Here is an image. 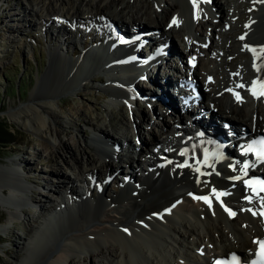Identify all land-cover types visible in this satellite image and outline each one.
I'll return each mask as SVG.
<instances>
[{
  "label": "bare ground",
  "instance_id": "1",
  "mask_svg": "<svg viewBox=\"0 0 264 264\" xmlns=\"http://www.w3.org/2000/svg\"><path fill=\"white\" fill-rule=\"evenodd\" d=\"M26 1L28 7H20L24 18L26 15L33 13L39 24L45 25L46 21L41 10H34V3L40 1ZM83 1L78 0V5L74 6L73 2L69 0L70 5L67 2L69 8H65V10L62 8L60 12L48 14L53 16L54 19L57 18L62 21L60 27L56 29L57 34H59L61 28L67 27L69 28L66 33L67 37L72 35V29L77 28L75 23L84 18L81 10L86 7V4ZM103 1L96 3L92 9L88 10V13H84L90 14L85 18L88 24L104 20L122 31L126 20H129L136 29L155 32L154 39H150L148 42H152L154 46L163 45L162 55L164 51L170 52V48L166 47V42H169V39L173 42V37L178 38L177 41L184 48V37L186 34H192L190 28L196 27L195 29L199 31L198 37H193L194 42L187 43L184 50L187 57L196 56L200 66L191 70L187 66L188 60L186 64H183L181 60V68L175 63L169 64L168 62L166 64L169 68L177 71V75L181 74L182 71L190 72L196 84L201 80L202 96L198 104L202 108L203 114L193 116V118L199 119L196 130L199 128L205 130V124L208 122L201 119H205V115H209V121L212 122H223L225 120L231 123L237 122L248 126L250 130L255 132H264V106L261 105V101L254 102L256 105L252 108L245 107V105H248L249 98L247 96L248 83L253 79H258V81L264 79V63L262 62V59L264 61V52L261 51L260 56L253 58V60H257L254 65L255 71L248 75V70L243 68L245 65L242 64V59L237 62L234 59H229V56L234 54L235 49L244 48L245 45L252 43L256 45L264 44V0H250V7L253 10L239 33V35L244 34L243 39L232 38L231 41L227 42L226 40L221 44L216 43L219 34H217L218 28L225 21H229L228 15L230 12L238 9L235 7L237 0H225L227 11L222 20L218 22H213L208 18V12L205 9L207 3H200L199 0H195L192 6L189 5V0H152L157 1V6H159V10H155L153 17L150 14L148 0H108L106 4ZM6 4L10 6L8 7L9 11L14 10L13 6ZM120 5L121 8L119 9ZM114 10L115 12L112 13ZM23 16H20L21 22L24 21ZM198 16L204 17V22H198L196 19ZM52 24L54 25V23ZM26 26L29 27L30 24L26 23ZM208 26L210 27L208 28ZM77 30L79 29L77 28ZM44 32H50L48 25ZM76 37H74L75 40ZM65 39L57 43L60 50L63 47L67 50V45L71 44V42L66 43ZM201 39L203 43H201ZM207 39L213 41L207 45ZM156 42L158 44H155ZM22 44H25V41H22ZM83 49H85V46ZM118 51L120 50L112 52L111 56L113 54L119 55ZM104 52L106 53V49ZM175 52L177 51L175 50ZM218 52L223 53L224 58L220 67L221 70L215 69L213 67L214 61L211 60V57H216ZM133 53V50H126L122 56L123 72H127L131 68L129 57ZM72 55H74L73 50ZM208 56H210L209 61L206 59ZM110 58L106 60L103 56L94 53V50L87 48L83 57L79 60L77 58L71 64L70 60L63 57L59 52H50L48 66L54 69L53 74L48 77L49 81H45L40 85V90L32 92L28 103H24L8 112L13 122H20L25 129H30L34 133L44 136L52 146L53 150L50 151L46 162L47 165L53 163L58 166L56 174L58 176V187L61 189H58L57 192L52 191V194L56 193V197H59L64 189L69 190L76 197L79 196L73 181L63 177L61 172L62 166L69 167L70 161L76 168L77 182L84 185L87 190L93 183L98 187L97 195H91L89 198H79L80 207L72 208L74 207L73 204L67 203L64 211H54L59 215L57 217H61L60 214L62 213L64 215L63 219L54 220L51 223V227L55 225L59 227L58 243L60 242V244L54 258L48 259L42 264H73L74 258H79L82 264L85 263L87 258L98 259L97 263L93 261L92 264H207L212 256L230 253L235 250H249L252 246V240L264 235V223L252 216L246 210V207L250 206L251 203L256 204L257 200L260 199L264 202V195L253 194L241 182L230 183L231 178L236 176L238 172L227 169V163L213 162L208 168L207 171L216 170L213 173H217L219 176H215L213 173L204 175V172L198 175L190 171V163H187L185 167L180 166V162H187L189 159L188 153L183 156L177 155V151L182 150L184 147L181 143L177 144L175 141L169 140V142L174 143V149H169L167 154L164 151L152 152L153 148L148 149L145 145L142 147L141 154H139L138 148L130 144L131 159L139 160L143 156L147 162L146 168H144L145 173L141 169L142 175L137 176L129 160L125 162L120 152L108 149L106 145L108 140L114 142L116 139L109 137L100 125L89 124L87 121L85 124H88L92 129L93 136L90 138L84 137L82 140L84 146L78 147V152L74 153L73 148L65 144L61 136V126L56 121L57 115L55 113L57 107L55 100L59 92L73 90L78 87L83 79L92 75V71H96L107 62H110ZM249 60L252 59L249 58ZM223 70L226 74L222 72ZM140 72H143V70ZM107 73L112 77V80L104 82L106 85H104L103 90L112 99L122 97L127 101L133 99L129 96H142L139 93L136 94L133 78L123 81L120 78L121 75H117L115 69H111ZM100 77L104 76L101 75ZM181 77L184 76L181 74ZM154 89L159 95L167 97L168 101L173 99L170 92L163 89L161 85L154 87ZM127 90L130 91V94L127 93ZM235 90L242 92L240 93L242 97L240 106L235 97L231 95V91ZM186 98H188V95H186ZM168 104L172 105V100ZM174 110L176 115L181 116L180 109L176 108ZM185 110L184 112H186ZM211 110L214 112L212 115H216L215 112H217L220 118L210 117ZM188 113L190 114V112ZM134 117L133 123L139 128L137 123L141 120L144 123V119L142 115L137 116L135 114ZM158 117L156 120L161 122V129L164 131L170 127H179L181 124L174 120L171 126L159 112ZM109 124L112 130L117 131L115 122L109 121ZM68 125L69 128L73 126L71 122ZM149 134L151 136L150 144L153 147L161 143L153 131ZM219 134L226 138L227 132L221 129ZM95 136L101 139L100 142ZM120 137L126 138L127 136L124 134ZM90 141H94L97 146H100L101 150L98 147L92 150L93 143H90ZM60 150H65L70 161L59 154ZM88 150H92L93 153L90 154ZM149 153L151 156L147 158ZM228 154L231 155V153ZM115 159H119L120 162L128 166V180L123 183L125 188L121 189L120 194H108L104 197L101 188L103 182L101 175L109 172L113 173L119 168V164L114 163ZM152 161H156L158 164L161 163L162 165H159L160 169L154 170L153 167H150L152 171L146 170L149 163L153 166L154 162ZM5 169L7 174L10 175V180L5 184H0V207L7 208V205L10 204L16 208L20 206V214H23L21 209L30 206L25 203L24 195L28 196L32 204H38L40 194L38 195L31 187L24 185L25 181L21 178L23 176L22 171H24V174L29 172L20 170L19 163L15 159L11 160L10 165L5 166ZM12 178L15 181L17 180V183H14ZM134 180L138 182V187H135V185L130 186ZM212 187L229 188L230 191H234V195L228 194L227 191L225 198L229 204L236 208V217L231 219L227 213L215 204L210 207L204 206L194 197L196 191L210 190ZM237 193H241V195H237ZM52 194L50 197L53 196ZM50 197H46L50 210L59 209V204H56ZM242 208H244L243 211ZM46 211L44 208L41 213L42 217ZM157 212L162 213L159 219L154 217ZM77 220H79V223L85 222V226L79 223V226H74ZM139 220H144L145 228L141 229L138 224ZM165 222H168V224ZM89 224L99 225L91 228L92 225ZM5 226L4 223H0V233ZM69 226L70 230L65 233ZM49 230L50 228L40 230V228L34 227L32 231L33 234H36L35 237H32L29 242L27 241V245L24 244L22 250H27L36 244L39 236L42 239L46 238L51 233L48 232ZM136 230L143 232L144 235L140 236L139 233L136 235ZM33 240H35V243ZM181 259L182 263L179 261ZM22 261H25V256Z\"/></svg>",
  "mask_w": 264,
  "mask_h": 264
},
{
  "label": "rangeland",
  "instance_id": "2",
  "mask_svg": "<svg viewBox=\"0 0 264 264\" xmlns=\"http://www.w3.org/2000/svg\"><path fill=\"white\" fill-rule=\"evenodd\" d=\"M39 1L40 2L38 3H34V10L40 9L42 15L44 16V19L46 21L45 25L42 26V24H39V26L42 28V31L44 32L46 26L47 25L49 26V24H51L47 20V18L52 19L49 18L50 16L48 14L60 12L62 8H64L65 10V8H69L70 4H69V0H39ZM70 1L73 2L74 6L78 5V0H70ZM100 1L101 0H84L83 3L86 4V7H84V9L81 10L83 15L85 16L88 15L84 13H88V10L92 9V7H94L96 3L98 4ZM223 1L225 2V0H216V3L217 6H219V8L221 7V12L225 14L227 11V7H224L225 3L223 5ZM243 1L246 0H237L235 2L236 5L235 7L238 9L235 10L234 12L233 11L230 12L228 15L229 21H225L223 25L222 24L220 25V27L222 28L224 26H229V29L225 35V37L227 38L226 39L227 42L231 41L232 38L234 39L237 38L240 31H242V28L240 29L239 26H242L243 22L237 24V21L240 20L242 13L245 14V9L242 8ZM1 2H3V6L2 4L0 5V121H2L6 125V128H8V132H10V135L12 134L11 138H13L12 141L13 145H8L7 147H5V145L0 142V184H5L10 180V175L7 174L5 166L10 165V161L15 159L17 163H19L20 170H25L29 172L28 174H24L23 173L24 171H22L23 176L21 178L22 180L25 181L24 185L31 187V189H33L34 192L37 193L38 195L40 194V196H38L40 201L38 202V204H32L34 206L30 205L23 207L21 209L23 210V214H20V210L13 212L7 210V208H5L4 206L0 207V222L4 223V225H6V227L9 228V230L6 233H7V237H9L10 239L7 243H3L0 245V264H42L46 260L52 259L55 256L56 250L59 247L60 242L58 243V241L60 236L59 233L60 230L58 226H55L57 229L56 228L50 229L51 231L49 230L48 232L51 233H49L46 238L44 237L42 239L41 236H39L37 243L34 244V246L29 247V249L22 250V247L24 246V244L25 246L27 245L26 244L27 241L28 242L30 241V237L32 236L31 234H33L32 230L34 227H36L37 221H41V217H42L41 213L44 211L45 203L48 202L46 197L51 196L52 190L59 189L58 187L59 183L58 184L55 183L57 182L58 179V176L56 174V172L58 171V166H56L53 163L47 165L46 161L50 155V151L53 150L52 146L47 141V139L44 136H40L39 134L34 133L30 129H25L20 122H13L8 112H10L9 110L15 109L24 103H28L31 98L32 92L34 93L35 90L36 91L40 90V85H42L45 81H49L48 77H50L53 74V69H54L48 66V60L50 58L49 51L50 50L52 51V48H54L53 47L54 40H51L49 35L47 36V38H44V36H42L38 42H36V40L32 38L33 36L39 37L38 34L39 26H37V23H35L37 22V19L36 17H34L33 13L26 15L25 18L21 14L22 11L20 10V7L23 8L28 7V3L26 0H1ZM67 2L69 5L67 4ZM107 2L108 0L103 1L104 4H106ZM148 2L150 4L149 10L151 17H153L155 10L157 9L159 10V6H157V1L148 0ZM6 3L13 6L14 10L9 11L8 7L10 6H8ZM212 4H214L213 0H212ZM120 8L121 5L119 6V9ZM252 10L253 8L248 11V16L247 19L244 21V25L247 22L248 17L250 16V12ZM114 12L115 10L112 11V13ZM215 15L217 16L221 15L220 11L215 13ZM20 16H23L24 19L23 22H21ZM208 18L210 19L211 17L209 16ZM55 20L56 19L53 18L52 23H54V25L56 24ZM126 22H129V20H126ZM26 23L29 24L31 23V24L29 27H27ZM236 24L237 27L236 28L233 27ZM126 26H124L122 29H125ZM220 27L218 28L217 34L218 33L219 34L217 38L222 35L220 32ZM236 29H239V31L235 32L234 30ZM26 30L32 35V37L28 35L29 40H26V36H25L27 33ZM63 30L67 33V30H69V28L65 27ZM154 33L155 32L152 31L153 35ZM54 38L55 36L53 37V39ZM57 39H59V37H57ZM22 40H24L25 43L27 42L26 46L21 44ZM177 40L178 39L173 37V44H172L173 49L183 53L184 49ZM88 42L89 40L83 38L81 39L80 42H77L73 46L68 44V47L70 50L77 49V51H79L83 46L87 47ZM171 43L172 42L169 39V42H166V47L169 48L168 45L171 46ZM24 47H26V49ZM33 47L40 50L41 52L40 56H37V54H35V57L30 56ZM45 50L48 51V54L46 53L47 55L44 54ZM73 53H75V50H73ZM70 54H71L70 52L65 53L63 54V56L65 55L70 57L71 56ZM234 55L240 58L236 50V53L234 52L233 55L229 56V59L235 60ZM185 56H187L186 53L184 56L181 55L180 59L182 60L183 58H185ZM72 58L75 59L76 56ZM214 59L215 56H212L211 60L214 61ZM184 62H186V59ZM221 66L222 65H217L213 67L215 69L216 68L219 69L218 67ZM167 69H168L167 71L170 70L169 72H173L172 69L169 68ZM102 70L103 69L101 68L96 71H92L91 73L92 75H90L86 79H83L81 83L78 85V87H76L75 89L59 92L58 97L55 100V103L57 104L55 113L57 115L56 121L61 126L60 127L62 130L61 136L65 144L71 146L73 148L74 153H76L78 152V147L84 146V143L82 142L84 137L90 138L92 136L93 131L88 126V124H85L86 121L89 124L100 125L103 128V131H105L111 137L113 138L116 137L119 140L125 139V138H119V136L125 134V136H127L126 138L129 139V141H132L131 138L132 139L135 138L136 131H138L140 135V142H139L140 148L139 149L136 148V149L138 150V153L141 154L142 147H144V145L146 148L150 149L151 148L150 146L152 144L151 145L148 144V146H146L148 142V136L144 131L142 134V130L140 129L138 130L131 123L129 119V113H127V111L124 108L113 107V109L110 110L112 106H109L107 100L111 102V104L114 106H118V105L114 103L112 98L108 99L104 96L103 92L105 91L103 90V88L105 85L104 84L105 77H100L101 74H103L101 72ZM165 78H167V80L170 79L169 74L165 75ZM135 81L136 79H134V82ZM198 83H201V80L198 81ZM17 86H19L20 89L19 94H17ZM147 88L140 89L136 87L135 92L136 94L139 93V95H144L155 99L157 91H155V89L153 92L150 91V89H153L151 84L150 85L147 84ZM117 102L118 104H120V101L118 99ZM137 106L138 107L136 108V114L140 116L141 113V115H143L142 116L143 119L144 120L146 119L145 120L146 123L155 125L154 123H152V121L150 122V119L156 120L158 115L155 113V115H153V118L150 117L148 118V115H146L145 110L140 105L137 104ZM245 107L249 108L248 105H245ZM158 111L163 114L168 124H170L171 123L170 120L172 119L174 114L168 113V111H166L165 109L164 111H162L161 106L157 107V112ZM215 113L216 115H212L214 114V112L211 110L210 117L218 118L219 114L217 112ZM133 119H135L134 115L132 121ZM174 120L177 119L174 118L173 121ZM109 121L115 122V124L117 125V131L111 130L112 128H110ZM70 122L72 123L73 126L69 128L68 124ZM242 126H246V125H242ZM147 133L149 137H151L149 134L150 132ZM94 145L95 144L93 143L92 146ZM131 145H133V143ZM92 150H88V152H90L91 154L93 153ZM59 154H61L63 158L68 159V155L66 154L65 150L63 151L60 150ZM141 159H144L145 161L146 158L141 156L139 160ZM139 160L132 159L129 160V162H131L132 164L133 161L139 162ZM71 162L72 161H70L69 163L70 164L69 167L62 166L61 172L63 177L70 178L72 180L73 177H75L76 168ZM131 167H133V165H131ZM133 168L135 170V167ZM144 168L146 167L140 166V170ZM118 169H121V167L119 166ZM117 170H115L113 173L109 172L106 174L107 176L110 177ZM123 170L125 171L124 168ZM134 173L136 175L137 171L135 170ZM27 177L31 179L29 181L30 183L27 182ZM34 177L36 178L34 179ZM12 179L14 183H17L16 182L17 180L15 181L14 178ZM91 185L94 186L95 184L93 183ZM115 185L116 184L114 182H110V181L104 182V190L107 191L106 192L102 190L104 197L114 192V190L116 191V189H114ZM42 187H47L49 190L46 191L45 189H42ZM207 191L208 190H198L196 191V194ZM19 207L17 209H19ZM78 223L79 220L75 221L74 226H77ZM165 223L168 224V222ZM79 224L85 226V222H81ZM89 225L90 226L92 225L91 226L92 228L93 226H98L99 224H89ZM67 230H70V226L67 227L65 233H68ZM136 231L139 232L138 230ZM6 233L4 234L0 233V235L5 236ZM24 256H25V261H22ZM93 261L97 263L98 259L87 258L84 264H92ZM73 264H82V263L79 258H74Z\"/></svg>",
  "mask_w": 264,
  "mask_h": 264
},
{
  "label": "trees",
  "instance_id": "3",
  "mask_svg": "<svg viewBox=\"0 0 264 264\" xmlns=\"http://www.w3.org/2000/svg\"><path fill=\"white\" fill-rule=\"evenodd\" d=\"M11 135L10 132H8V128H6V125L2 121H0V142L3 143L5 147L11 145L13 141Z\"/></svg>",
  "mask_w": 264,
  "mask_h": 264
},
{
  "label": "snow or ice",
  "instance_id": "4",
  "mask_svg": "<svg viewBox=\"0 0 264 264\" xmlns=\"http://www.w3.org/2000/svg\"><path fill=\"white\" fill-rule=\"evenodd\" d=\"M241 39H243V37H241ZM253 51H255V50H253ZM262 52H264V49H262ZM253 94L255 95V93H253ZM262 94H264V93H262ZM261 244H262V248H264V242H261ZM261 255L264 256V252H262Z\"/></svg>",
  "mask_w": 264,
  "mask_h": 264
}]
</instances>
